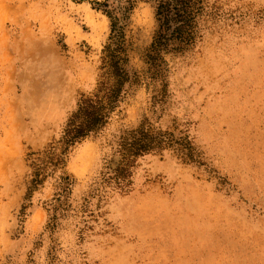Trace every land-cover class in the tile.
<instances>
[{"label":"rangeland","instance_id":"rangeland-1","mask_svg":"<svg viewBox=\"0 0 264 264\" xmlns=\"http://www.w3.org/2000/svg\"><path fill=\"white\" fill-rule=\"evenodd\" d=\"M103 1L0 0V264H264V0H205L196 44L164 55L163 77L33 188L96 87ZM130 1L140 72L156 23L152 3ZM141 124L186 136L195 162L167 149L136 161L126 192L103 187L119 135Z\"/></svg>","mask_w":264,"mask_h":264},{"label":"trees","instance_id":"trees-1","mask_svg":"<svg viewBox=\"0 0 264 264\" xmlns=\"http://www.w3.org/2000/svg\"><path fill=\"white\" fill-rule=\"evenodd\" d=\"M104 0L99 4L109 21V36L101 50L96 87L89 96H81L63 129L59 153L49 151L41 165H35L31 184L40 185L45 174L62 165V156L80 141L97 134L108 123L110 116L123 103L126 95L144 80L159 81L163 77V56L181 54L192 48L199 39L200 23L207 15L205 0H140L152 3L156 30L143 55V71L134 70L129 57L125 27L132 9L130 0ZM171 149L184 161L195 162L197 154L186 136L174 138L170 133L154 132L143 124L123 131L116 142L114 156L118 161L106 168L101 185L119 193L126 192L131 171L136 161L150 154H161ZM63 191H68L69 180L63 178Z\"/></svg>","mask_w":264,"mask_h":264}]
</instances>
